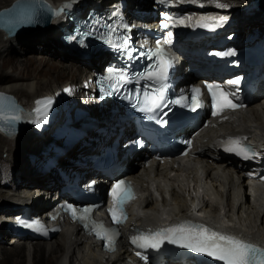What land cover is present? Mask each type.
<instances>
[{"label": "bare ground", "instance_id": "6f19581e", "mask_svg": "<svg viewBox=\"0 0 264 264\" xmlns=\"http://www.w3.org/2000/svg\"><path fill=\"white\" fill-rule=\"evenodd\" d=\"M18 0H0V10L8 8ZM56 5L61 11L66 5H72L76 9L83 11V16L89 7L96 6L98 9L110 12L111 9H105L113 3H122L124 0H47ZM126 12L133 18L146 19L148 6H152V0H126ZM199 0H174L172 2L181 3L183 11L193 10L197 14L191 19L195 25L200 24L202 13L204 18H215L214 22H219V18L215 15L219 12L228 10L225 5H230L231 0H204L203 5L199 4ZM248 4L243 6L244 9H238L231 6L227 13L231 15L235 24L230 26L232 32L238 34H246L252 27H256L264 31V0H247ZM253 1H258V9L251 10L246 13L248 6L252 5ZM35 7V6H33ZM47 8L42 6L37 10L45 11ZM141 9V14L134 16L133 11ZM180 10V8H176ZM211 12V13H210ZM249 14L253 17H249ZM206 16V17H205ZM68 18L65 13L56 16L51 22L44 27H36L27 30L23 33H18L14 37L23 38L20 42L14 37L0 30V92L10 95L16 94L20 96L21 102L18 101L25 110L31 113H36L40 104L37 101L44 102L48 96L57 98V107L54 114L51 116L40 118L37 124L45 130H50L54 125L70 124L69 109H76L79 97H88L83 91H80L78 83H82L87 77L90 70L96 71L99 66H102L106 61L103 60L105 54H92L90 58L83 57L80 53L71 52L69 46L65 45L62 39V28L68 24ZM212 20L205 19L204 22ZM52 24L51 30L47 28ZM191 28V27H190ZM40 32L39 31H45ZM18 38V40H19ZM187 41L189 38L187 37ZM189 43V42H188ZM20 44H23L20 45ZM190 44V43H189ZM40 45V52L29 55L30 59H23L22 52L29 51ZM22 46V47H20ZM20 47V49H19ZM189 47V45H188ZM190 50H192V47ZM22 50V52H21ZM50 51V53H49ZM50 55V56H48ZM69 56V57H67ZM27 58V56H26ZM71 60L69 63H62L63 59ZM23 59V60H22ZM57 59H62L61 62ZM56 60L57 62H55ZM74 62V63H73ZM43 64L46 66H55L58 68L57 74L53 77H39L28 72V67L33 64ZM80 64V68L77 67ZM84 63V66L82 65ZM14 66V69L4 71L7 65ZM203 68L202 62L193 59L188 63L190 66ZM11 67V66H10ZM82 68V69H81ZM18 71H17V70ZM62 76L64 79L57 80ZM59 79V78H58ZM76 79V80H75ZM205 79L202 77L201 80ZM77 82L76 84L74 82ZM72 86V92L64 94L66 86ZM260 91H264V81L260 86ZM86 101V98H85ZM92 104L87 101L81 107L90 110ZM60 114V115H59ZM93 115L97 113H92ZM83 126L91 125L87 116L83 118ZM61 121V122H60ZM36 126V123H34ZM30 125L18 131L11 137L0 134V198L10 197L0 203V219L11 220L14 216L23 212L25 206L40 205L49 198V191H41L38 189L39 174L35 173L36 164L42 159L41 155V137L37 130L36 138L29 144L19 148L23 153L34 150V157H27V162L20 163L15 160L14 150L9 147L11 139L18 144L20 141L30 138V133L34 130L29 128ZM27 129V130H26ZM26 130V131H24ZM24 131V132H23ZM242 132L252 143L259 147L260 156H264V104L254 102L248 107V110L243 113H236L232 121L223 122L219 127L208 128L199 136L198 144L202 148L200 158L179 159L175 158L167 164H157L155 162L137 168L133 161L129 162L132 170L127 174L131 176L136 185L139 187L142 199H138L131 209V223L156 225L164 224L168 221L189 217L192 214L195 203L191 202L190 198L194 195V191L200 187H205L207 193L204 194L206 211L211 212L215 216V222L220 225H233L234 230L248 237L255 238L259 243L264 245V188H257L254 199L247 191L245 184V175L248 168H242L240 172L235 173L233 168H229L224 160L217 163V156H220V148L218 146L219 138L226 133ZM93 132L90 131L89 135ZM2 136V137H1ZM95 136V135H93ZM98 138H94V143L98 142ZM60 143L55 142L52 147H59ZM85 150L84 147L78 149L79 152ZM50 152V149L47 151ZM6 153V155H5ZM140 152L138 155L143 156ZM5 155V156H4ZM12 157V158H11ZM7 161H12V166L7 164ZM17 164V165H16ZM245 164V163H243ZM175 172V173H173ZM176 174L173 176L171 174ZM49 173L43 178H50L51 182H55L57 177ZM17 181V189L12 180ZM89 178L84 182H88ZM194 183V184H193ZM192 185V186H191ZM194 190L191 191V189ZM7 189V190H6ZM22 190L19 195L18 190ZM46 194L47 197L41 196ZM55 196V194H52ZM51 196V197H52ZM210 199V200H209ZM20 201V202H15ZM14 206H18L14 209ZM41 210H35L34 216L41 215ZM7 222H0V242H4L9 232L7 230ZM60 236H55L50 240L33 241L31 245L20 241L16 242L14 236L9 239L8 246L0 245V255H4L0 260V264H118L126 258L127 248L126 240H122L121 249L119 252L107 255L99 245L89 239L81 232L79 227H68L66 230L59 232ZM61 250L60 256L55 259L54 254ZM1 258V257H0Z\"/></svg>", "mask_w": 264, "mask_h": 264}, {"label": "snow or ice", "instance_id": "6c2138e0", "mask_svg": "<svg viewBox=\"0 0 264 264\" xmlns=\"http://www.w3.org/2000/svg\"><path fill=\"white\" fill-rule=\"evenodd\" d=\"M68 7V5H66ZM215 20V18H202L199 22L203 27H209L208 23L204 20ZM226 17H220L219 22L222 23L226 20ZM181 23L183 21H180ZM166 26V25H165ZM215 23L212 27H215ZM171 35V33H169ZM172 66L171 58H165L156 65L158 71L150 72L147 75L148 80L155 81H166L167 80V70ZM116 71L115 69H110V72ZM125 73L123 70L120 71L117 81H121ZM231 83L238 84L239 80L232 81ZM209 91L212 92L213 106L216 107L219 101L223 102V106L235 109L236 104H233L227 99V94L221 92L220 97H217L216 92H213V85H208ZM70 91V90H66ZM197 93L200 92L199 89L195 90ZM163 102L162 92L160 95L150 96L148 93L144 94V108L141 110L154 111L160 108ZM179 103V101H175ZM197 105L202 104V101H195ZM41 103H51L50 100L42 102L37 101V104ZM137 103H140L137 99ZM222 109H218L217 113ZM36 111H40L39 108ZM8 119V117H3ZM16 119V117H13ZM227 146L225 151L235 152L237 155L242 156L243 159H250L249 155L250 149L242 145L239 139H229L226 142ZM112 195L114 199V207L111 209L112 217L115 223H122L126 218L127 214L124 211V206L134 198V194L130 186H125L124 181H119L112 190ZM71 207V206H69ZM91 210L88 208L83 209V215L79 216V219L86 220L87 214ZM73 216H76V210L73 209ZM98 229L97 235L101 238L109 241L111 245L114 243V238L117 233L112 229L105 228L103 224L97 225ZM164 239H168L169 242L173 244H180L182 247L190 248L192 251L204 252L209 256L215 257L217 260L223 261L224 264H264V248L259 247L255 244L247 242L243 239L237 238L232 235H226L212 229L207 228L204 225H194V224H179L175 227H170L164 229L162 232L149 235H141L132 238L134 244H139L141 247H159ZM139 255V253H138ZM146 259V257H144Z\"/></svg>", "mask_w": 264, "mask_h": 264}, {"label": "water", "instance_id": "95a60500", "mask_svg": "<svg viewBox=\"0 0 264 264\" xmlns=\"http://www.w3.org/2000/svg\"><path fill=\"white\" fill-rule=\"evenodd\" d=\"M50 4L46 0H18L14 2L10 7L0 10V30L4 31L8 37H14L16 34L32 28L48 25L60 14ZM41 5L47 9L45 11L37 10ZM3 117H8V119ZM32 119L33 116L28 117L27 111L18 104L13 95L0 92V130L12 136L27 127Z\"/></svg>", "mask_w": 264, "mask_h": 264}, {"label": "rangeland", "instance_id": "374dc122", "mask_svg": "<svg viewBox=\"0 0 264 264\" xmlns=\"http://www.w3.org/2000/svg\"><path fill=\"white\" fill-rule=\"evenodd\" d=\"M246 4H248V1L247 0H231V3H230V5L232 6V7H234V8H238V9H244L243 8V6H245ZM249 17H253V15H251V14H249ZM54 24H52L50 27H48L47 29L48 30H51L52 29V26H53ZM48 30H45V31H39V32H37V34H39L40 32H46V31H48ZM33 34H36V33H32V34H28V35H25L23 38H19V36H16V37H14L15 39H17V41H21V40H23L26 36H29V35H33ZM18 38H19V40H18ZM20 45H22L23 46V44H20ZM22 46H20V47H22ZM20 47H19V49H20ZM40 50V45L39 46H36L35 48H32V49H29V51H24V52H22V50H21V52H22V54H20V55H22V58L23 59H30V57H29V55H31V54H33V53H36V52H39L40 53V55H41V52L39 51ZM49 53H50V51H49ZM26 56H27V58H26ZM48 56H50V55H48ZM67 57H69V56H67ZM22 59V60H23ZM61 60L62 59H57V61H60L61 62ZM55 62H57L56 60H54ZM71 60H69L68 58H66V59H63V61H62V63H69ZM74 63V62H73ZM76 65H77V67L78 68H80V64H77L76 63ZM11 66V67H10ZM5 69H4V71L5 70H8V69H14V66H12L11 64L9 65H7V66H5L4 67ZM28 72L29 73H34L33 75H38L39 77H48V76H50V77H53V76H55L58 72H57V70H58V68L57 67H55V66H46V65H43V64H33L32 65V67H28ZM82 69V68H81ZM17 70V69H16ZM18 71V70H17ZM53 75V76H52ZM59 78V79H58ZM64 79L61 75L59 76V77H57L56 79L57 80H62V79ZM76 80V79H75ZM78 82V81H77ZM76 81L74 82L75 84L77 83ZM79 84V83H78ZM14 96L18 99V101L19 102H21V103H23L22 101H21V98H20V96H18V95H16V94H14ZM84 101H85V99H84ZM86 102V101H85ZM60 115V114H59ZM34 127V130L30 133V138L29 139H27V140H23V141H20V143H19V146H18V144H16V143H14L13 142V138L11 139V145H9V147L11 148V146H12V149L14 148V149H16L17 147V150H14V152L15 153H13L14 154V156H16V158H15V160H17V161H20V163H25V162H27V157L29 156V157H34L33 155H32V152L34 151V150H30L29 152H26V153H23L19 148H21V147H23L24 145H27V144H29V143H31L35 138H36V136H37V129H36V126L33 124V125H31V126H29L27 129H29V128H33ZM26 129V130H27ZM26 130H24V131H26ZM23 131V132H24ZM2 137V136H1ZM5 155H6V153H5ZM4 155V156H5ZM12 158V157H11ZM8 163L7 164H10L11 166H12V161H7ZM17 165V164H16ZM194 184V183H193ZM192 186V185H191ZM7 190V189H6ZM8 198H10V197H5V198H0V203L3 201V200H7ZM1 212V211H0ZM58 236H60V234H57V237ZM8 238H10V236H7L6 238H5V241L4 242H0V245L1 246H5L6 244V246H8V241H9V239ZM60 253H61V250H58V252L57 253H55L54 254V257L53 258H55V259H57L59 256H60ZM3 256L4 255H0V260L3 258ZM48 264H55L53 261L52 262H50V263H48Z\"/></svg>", "mask_w": 264, "mask_h": 264}]
</instances>
